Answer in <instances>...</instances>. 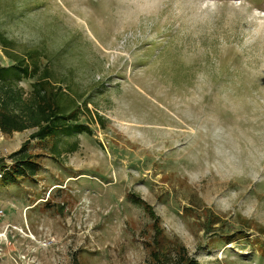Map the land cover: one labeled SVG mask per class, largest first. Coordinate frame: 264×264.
Segmentation results:
<instances>
[{"label":"rangeland","instance_id":"1","mask_svg":"<svg viewBox=\"0 0 264 264\" xmlns=\"http://www.w3.org/2000/svg\"><path fill=\"white\" fill-rule=\"evenodd\" d=\"M0 33L89 130L0 183V264H264V0H0Z\"/></svg>","mask_w":264,"mask_h":264},{"label":"trees","instance_id":"2","mask_svg":"<svg viewBox=\"0 0 264 264\" xmlns=\"http://www.w3.org/2000/svg\"><path fill=\"white\" fill-rule=\"evenodd\" d=\"M0 48L7 61V65L0 62V132L11 135L33 131L16 152L0 160V183L7 187L38 174L40 165L30 154V142L50 140L52 154L59 156V141H64L69 153L75 152L74 139L89 134V130L78 124L80 98L73 94L70 77L57 76L37 50L21 55L13 52L11 42L1 33ZM23 83H28V89ZM177 264H184V259L180 257Z\"/></svg>","mask_w":264,"mask_h":264}]
</instances>
